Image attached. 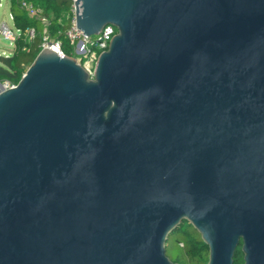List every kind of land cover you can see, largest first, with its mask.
Instances as JSON below:
<instances>
[{"label":"water","instance_id":"1","mask_svg":"<svg viewBox=\"0 0 264 264\" xmlns=\"http://www.w3.org/2000/svg\"><path fill=\"white\" fill-rule=\"evenodd\" d=\"M93 76L44 47L0 82V264H264V0H74Z\"/></svg>","mask_w":264,"mask_h":264},{"label":"trees","instance_id":"2","mask_svg":"<svg viewBox=\"0 0 264 264\" xmlns=\"http://www.w3.org/2000/svg\"><path fill=\"white\" fill-rule=\"evenodd\" d=\"M24 0H10V10L15 16V25L23 30L22 36L17 40L13 52L0 54V82L9 81L18 83L28 67L42 49L41 43L45 32L50 33L53 40L61 41L62 50L71 55L73 45L67 35L74 17L73 0H25L31 1L35 6L41 7L50 23L45 24L37 17H31L22 7ZM1 2V0H0ZM35 28V38L30 39L27 30ZM177 245L176 256L172 258L180 264H206L209 261V247L201 234L189 221H182L172 233ZM168 251V245H167ZM241 245L236 250L234 264H243Z\"/></svg>","mask_w":264,"mask_h":264},{"label":"built area","instance_id":"3","mask_svg":"<svg viewBox=\"0 0 264 264\" xmlns=\"http://www.w3.org/2000/svg\"><path fill=\"white\" fill-rule=\"evenodd\" d=\"M3 1L4 0H1L0 2V8L4 5ZM22 7L27 11L29 16L37 17L45 24L50 23L49 18L43 13V9L35 6L31 1L24 0L22 2ZM8 16L9 19L3 17L0 20V33L4 38L9 40L11 47H16L17 40L22 36L23 30L15 25V16L10 9H8ZM116 33L117 27L113 24H107L98 35H86L77 27L74 15L72 25L67 31V35L74 47L71 56L74 57L78 63H81L90 72L91 76H93L99 53L108 48L110 41ZM27 34L30 39L35 38V28H29ZM41 47H51L62 55L66 54L61 48V41L51 39L49 32L44 33ZM16 84L17 83H11L9 81H4L3 83L5 88L13 87Z\"/></svg>","mask_w":264,"mask_h":264},{"label":"rangeland","instance_id":"4","mask_svg":"<svg viewBox=\"0 0 264 264\" xmlns=\"http://www.w3.org/2000/svg\"><path fill=\"white\" fill-rule=\"evenodd\" d=\"M4 5L2 8H0V20L3 17H7L9 19L8 16V9L10 8V0H4L3 1ZM15 49V47H11L10 46V42L8 39L4 38L1 33H0V54L3 55H7L11 52H13ZM4 83V82H2ZM178 249H177V245L175 244V240L173 237V234L170 235L169 239H168V255L172 258H174L177 253Z\"/></svg>","mask_w":264,"mask_h":264}]
</instances>
